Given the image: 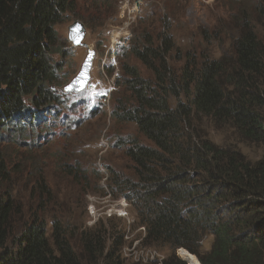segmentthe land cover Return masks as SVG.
Instances as JSON below:
<instances>
[{
  "label": "trees",
  "instance_id": "1",
  "mask_svg": "<svg viewBox=\"0 0 264 264\" xmlns=\"http://www.w3.org/2000/svg\"><path fill=\"white\" fill-rule=\"evenodd\" d=\"M82 1L90 7L80 12ZM256 2L254 13L264 28V0ZM149 7L131 49L120 58L127 56L117 80L124 96L114 100L112 119L134 125L150 144L116 141L133 177L107 167L108 194L130 203L135 217L131 229L145 228L135 241L137 251L163 252L161 264H188L190 258L200 264H264V32L259 34L240 3L234 6L241 11L233 35L229 28L203 31L209 52L177 54L183 65L176 69L170 64L175 51L170 24L157 18L151 2ZM161 10L174 16L165 2ZM70 15L81 22L104 16L92 0H0V142L9 132L18 143L35 135L43 138L42 130L70 109L65 99L72 95L57 91L63 65L53 60L60 52L57 26ZM133 59L152 80L131 65ZM99 112L94 109V116ZM196 117L259 145L262 156L251 161L232 146L200 136L193 129ZM11 164L0 154V189L6 185L0 191V264H145L133 253L131 259L126 256L135 242L128 246L125 227L116 217L73 233L53 218L48 231L45 208L51 206L45 201L51 204V191L46 181L39 184L46 199L39 201V211L30 210L18 221L23 208L9 184L14 174L30 171ZM60 173L84 184L83 194L91 192L93 176L80 163H65Z\"/></svg>",
  "mask_w": 264,
  "mask_h": 264
},
{
  "label": "rangeland",
  "instance_id": "2",
  "mask_svg": "<svg viewBox=\"0 0 264 264\" xmlns=\"http://www.w3.org/2000/svg\"><path fill=\"white\" fill-rule=\"evenodd\" d=\"M120 1L122 0H108L106 5L105 0H92V5L97 9L99 8L104 14L100 20L96 21L92 17V21L84 20L81 22L74 20L73 16L70 15L65 18L61 25L57 26L61 38L60 52L58 51V54L54 55L53 60H57L58 64L63 65V71L59 75L62 83L57 87L59 94H65L66 86L79 75L88 55L86 47H90L96 52L91 77L98 85L100 92L104 89L103 81L117 86L118 75L110 76L108 74V71L113 70V68L108 66V62L105 60L106 50H109L110 47L111 32L121 24L119 19L117 20ZM150 2L157 18H161L163 23L168 20L172 29L171 36L175 43V51L172 54L170 64L176 69L183 65V61L177 58V54L180 53L183 57L185 53L196 50L199 53L204 50L209 52L208 46L202 43L203 31L220 33L225 30L228 31L229 28V34L232 33L233 35L232 28L235 26L241 11V8L234 6L240 3L249 13V17L259 34L264 32V28L260 24L261 19L254 13L257 5L256 0H157L155 4L151 0H143V14L131 30L133 36L134 31L138 28L139 20L144 19L148 12ZM164 2L169 4V10L171 13L174 12V16L172 14L167 15L161 10ZM78 7L79 11L82 12L89 8L90 4L82 1ZM105 13H108L109 17ZM94 16H97V13ZM171 18H174V21ZM77 22L82 23L85 27L86 35L83 43L86 47H74L68 39L69 28ZM228 47L229 43H225V48ZM215 55L219 56L217 53ZM126 58L127 56H123V59L119 61L118 68H120L122 61L127 60ZM130 63L139 69L143 78L152 80L151 74L138 61L133 59L130 60ZM116 72H119V69ZM116 88L117 91L112 95L111 104L114 100L124 96L123 90L118 86ZM65 100L68 101L67 108L70 109L64 112V118L61 121L55 122L50 129L48 127L42 130L43 138L39 139L35 135L28 141L18 143L15 142V139L12 141L13 136L9 132L3 136L4 142H0V154H4L10 159L11 166L21 163L23 171H30L25 175L14 174L9 184L16 202L23 208V214L16 219L19 221L25 213H30V210L39 211V201L46 200L40 192L39 184L40 181H46V189L51 191L49 195L51 204L45 201L47 205L51 206L45 208V216L47 215L48 218V231L51 229V219L53 218L61 220L66 231L73 233L80 228H92L90 225H93L94 221H107L110 217H116L119 225L121 228L125 227L124 232H126L128 220L124 219L122 210L123 208L127 209V218L131 216L135 221L134 212L131 207L123 206L122 208V197L116 199L108 195L107 182L103 183L100 172L101 169L104 170L109 167L132 178L131 164L122 150L119 149L116 141L129 138L130 140H138L139 143L145 145L150 143L134 125L119 124L112 119L113 107L110 106V100L107 102L106 109L101 98L97 96L89 97L82 94L77 98L71 96ZM171 106L173 108L176 106L174 99L171 100ZM91 107L93 109L100 108L98 116H94V110ZM193 129L197 134L209 138L217 145L232 146L240 150L251 161H257L262 156L263 151L259 145L244 143L232 130L227 127H216L207 118L196 117V125ZM103 144L110 146L107 152H101L100 147ZM27 162L29 163L28 166L26 165ZM65 163L69 165L80 163L83 168L90 172L93 178L92 189L89 194H83L86 187L84 184L74 183L72 178H66L60 173L61 167ZM4 188L6 185L0 191H4ZM137 230L136 228L130 230L128 246L139 235ZM73 245L78 251L79 240L77 236L74 238ZM136 245L126 250V256H135V254H130L132 251L140 250ZM180 251H178L179 258H181ZM137 252L140 254L141 251ZM129 258L131 259V257ZM181 259L185 261L183 258ZM190 259L197 260L196 258ZM190 259L188 264H190Z\"/></svg>",
  "mask_w": 264,
  "mask_h": 264
},
{
  "label": "built area",
  "instance_id": "3",
  "mask_svg": "<svg viewBox=\"0 0 264 264\" xmlns=\"http://www.w3.org/2000/svg\"><path fill=\"white\" fill-rule=\"evenodd\" d=\"M119 4L120 10L118 14V19L121 24L115 27V30L111 35L109 44V51L111 52V57L113 60L117 58L119 51L129 48L132 38V26L136 23L137 18L143 13L144 6L143 0H122ZM103 147L105 149H108V146H106L105 144H103ZM123 206L128 207V204L123 201L122 208ZM122 211L124 212L123 216H127L126 209L123 208ZM135 244L138 243L136 242ZM132 253L135 254V258L137 260H139V258L141 257L143 263L145 264L156 260L161 262L163 259L161 255L155 250L141 251L140 254L137 251H132L131 254Z\"/></svg>",
  "mask_w": 264,
  "mask_h": 264
},
{
  "label": "water",
  "instance_id": "4",
  "mask_svg": "<svg viewBox=\"0 0 264 264\" xmlns=\"http://www.w3.org/2000/svg\"><path fill=\"white\" fill-rule=\"evenodd\" d=\"M85 27L82 23H75L69 28V36L68 39L72 43L74 47H84L83 41L85 39ZM86 47V46H85ZM88 49V56L84 62V65L81 68L79 75L74 78L68 86L65 88V92L68 94H81L89 80H90V71L92 69L93 61L95 58V52L86 47ZM71 87V90L69 88Z\"/></svg>",
  "mask_w": 264,
  "mask_h": 264
},
{
  "label": "clouds",
  "instance_id": "5",
  "mask_svg": "<svg viewBox=\"0 0 264 264\" xmlns=\"http://www.w3.org/2000/svg\"><path fill=\"white\" fill-rule=\"evenodd\" d=\"M137 21H138V18H137V20H136V23L132 26V28L137 24ZM75 24V23H74ZM119 61H120V58L119 59H117L116 58V60L113 62V70H109L108 71V74L111 76V75H118V78H119V75H120V68H118L119 67ZM118 69H119V72H116V71H118ZM108 85H109V89L111 90V95H110V99H108V101L110 100V106H112L113 107V102H112V104H111V100H112V95H113V93L115 92V91H117V86H116V84H114V85H112V84H109L108 82H106ZM115 95V94H114ZM108 101H106V106H105V109H106V107H107V102ZM96 109H100V108H96ZM100 149H101V152H107L108 150L107 149H105L103 146H101L100 147ZM100 172V171H99ZM100 174H101V176H102V180H103V183L105 184L106 183V181H107V179H108V177H109V173L107 172V170H106V168L103 170V169H101V172H100ZM106 186V185H105ZM108 193H109V191H108ZM109 195V194H108ZM110 196V195H109ZM121 201L123 202V201H125L127 204H128V208H130L131 206H130V203L125 199V198H123L122 197V199H121ZM126 212H127V209H126ZM93 218H95V217H93ZM124 219H127L128 220V225L126 226L128 229L126 230V233H127V236H128V238H127V240H130V230H131V227H132V225H133V223H134V220L131 218V216H130V218H127V216H125L124 217ZM94 222H96V221H94ZM138 233H139V235H140V233H142L143 232V234H145V228L144 227H140V228H138ZM138 235V236H139ZM138 236L137 237H135V239L131 242V243H134L136 240H137V238H138ZM136 243V242H135ZM135 243L133 244V247H134V245H135ZM137 243H139L138 241H137ZM138 245V244H137ZM129 250V249H128ZM148 250H154V249H148ZM143 251H145V250H143ZM156 251V250H155ZM160 255H161V257L163 258L162 259V261L164 260V258H165V256H164V254H162V253H160L159 251H157ZM162 261L161 262H159L158 260H156V261H153V263H156V264H161L162 263ZM148 263H151V262H148ZM148 263H146V264H148Z\"/></svg>",
  "mask_w": 264,
  "mask_h": 264
},
{
  "label": "bare ground",
  "instance_id": "6",
  "mask_svg": "<svg viewBox=\"0 0 264 264\" xmlns=\"http://www.w3.org/2000/svg\"><path fill=\"white\" fill-rule=\"evenodd\" d=\"M190 260H191V259H190ZM190 264H200V263H199L197 260L194 259V260H191V261H190Z\"/></svg>",
  "mask_w": 264,
  "mask_h": 264
},
{
  "label": "snow or ice",
  "instance_id": "7",
  "mask_svg": "<svg viewBox=\"0 0 264 264\" xmlns=\"http://www.w3.org/2000/svg\"><path fill=\"white\" fill-rule=\"evenodd\" d=\"M69 90H71V87L69 88Z\"/></svg>",
  "mask_w": 264,
  "mask_h": 264
}]
</instances>
